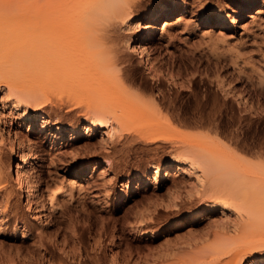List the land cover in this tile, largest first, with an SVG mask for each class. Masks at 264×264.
I'll list each match as a JSON object with an SVG mask.
<instances>
[{
	"label": "rangeland",
	"instance_id": "374dc122",
	"mask_svg": "<svg viewBox=\"0 0 264 264\" xmlns=\"http://www.w3.org/2000/svg\"><path fill=\"white\" fill-rule=\"evenodd\" d=\"M180 1L141 0L134 12L143 16L156 6ZM185 1L184 13L177 12L169 19L177 23L171 26L169 38L158 39L151 52V57L157 58L159 55L158 59L163 58L168 63L167 68H172L173 75L177 71L180 73L176 81L181 82L182 87L173 85L168 76L162 79L161 85H157L155 80L146 75L139 58L131 63L135 85L154 88L157 96L160 95L158 90H163V93L174 98L173 109L167 111L162 108V113L168 117L176 116L175 120L171 126L153 131L154 142L144 141L150 133L144 127L139 132L141 136H135L138 137L136 142L115 138V152L108 153L97 149L100 139L98 133L91 138L82 133L80 139L70 142L68 137L57 141L52 137L40 136L36 131L28 134L24 125L17 128L20 135H28L36 143L38 157L33 168L40 177L39 188L46 197L47 207L51 208L46 218H41L43 212L39 210L36 219L32 220L24 208V194L20 197V191H15L18 194L14 192L11 204L18 205L19 210L3 221L5 226L0 225V264H39L38 253L42 251V246L34 237L36 233L41 231L43 238L51 237L53 240L54 237L57 241V227H67L71 220L79 222V229L81 226L90 227V234L85 233L89 257L86 258L83 253L84 264L96 261V264H188L189 256L213 249L214 235L218 232L212 227L213 224L232 223L235 220L229 211H214L191 223L188 218L201 207V202L197 195L188 193L187 189L181 190L179 196V192L174 193L173 198L178 196L175 203L169 200V177L161 176V185L157 188L149 185L143 189L142 186L132 189L127 193L129 196L123 186L128 177L133 178L131 184L137 186L134 181L137 174L150 176L157 163L175 162L173 166L178 165L176 152L187 146L188 141L199 143L209 137L233 149L235 136L238 135L244 147L242 151L238 149L236 152L250 160H255L250 150H256V146L261 143L264 147V0L254 1L246 12L241 8L247 0ZM215 9L227 16V20L222 21L223 26H220V18L213 15ZM206 13L213 17L211 23L203 25ZM160 25L161 21L157 25L159 30L154 32L156 38L160 35ZM24 29V33L44 38L41 41L46 45L40 43L48 45V50H52L50 53H56L57 24H46L41 20ZM126 32L133 33L130 30L123 33ZM179 54L182 55L180 58L177 57ZM171 64H174L173 67H170ZM135 87L136 90L138 87ZM4 91L0 89V117H3L0 118V126L4 130L8 129L12 135L21 108H12ZM137 91L142 93V89ZM230 91L246 98L245 107L234 96L227 94ZM43 101L44 105L40 106L38 112H32V116L44 112L54 124L65 127H74L84 118V109L73 100L49 94ZM247 107L249 110H244ZM199 108H202V120L198 114ZM212 112L215 116L208 123V115ZM3 122L6 123L4 126ZM106 131L109 132V129ZM133 133L127 136L131 137ZM0 147L3 152V171L6 172L7 166L8 171H12L14 155L6 145L0 143ZM127 147L132 151L127 152ZM109 164L110 167H107ZM86 166H95V169H86ZM170 177L178 179L175 175ZM186 179L192 181V178ZM3 185L2 190L9 189L10 184ZM79 185L81 191H78ZM2 199L0 192V203ZM66 208L67 213L62 215L61 212ZM178 219L186 224L175 227ZM43 222L47 224L44 226ZM135 226L148 228L151 233L156 232V237H137L132 232ZM36 227L39 232L35 230ZM24 229L29 230V233L26 234ZM231 234L223 232L228 237H232ZM94 240L98 241L99 246L95 251H90ZM46 241L51 264H57L60 254L56 247L47 244L50 241ZM251 260L252 256L249 255L244 264H249Z\"/></svg>",
	"mask_w": 264,
	"mask_h": 264
},
{
	"label": "bare ground",
	"instance_id": "6f19581e",
	"mask_svg": "<svg viewBox=\"0 0 264 264\" xmlns=\"http://www.w3.org/2000/svg\"><path fill=\"white\" fill-rule=\"evenodd\" d=\"M140 1L0 0V89L5 90L4 95L12 108L16 110L21 108V113L16 119V130L12 135L8 129L4 130L0 126V143L6 145L14 155V171H8L7 166L4 172L3 152L0 147V192L3 196L0 203L1 226H5L3 221H7V218L19 210L18 205L11 204L15 191H20V197L24 194V208L32 220L36 219L39 210L43 212L41 218H46L51 208L47 207L46 197L39 188L40 177L33 168L38 157L36 143L28 135H20L17 128L24 125L28 134L36 131L40 136L52 137L57 141L68 137L70 142L80 139L82 133L87 134L88 138L98 133L100 139L97 142V149L109 153L115 152L116 139L136 142L138 137L135 136H141L139 132L145 127L150 133L145 136L144 141L154 142L153 131L156 128L172 125L176 116L163 115L162 108L171 111L174 98L163 93V90L157 89L160 94L157 96L154 88L135 85L131 63L139 58L144 66V72L155 80L157 85H161L162 79L168 76L173 85L182 87V83L176 81V78H180V73L177 71L173 75L172 68H167L168 63L164 62L163 58L158 59L159 55L157 58L151 57V52L158 39L169 38L171 26L177 24L169 19L177 12L184 13L186 1L156 6L143 16L134 12ZM254 1L256 0H247L241 10L245 12L250 10ZM214 13L216 18H220V26H223L222 21L227 20L226 14L219 9H215ZM211 17L213 16L210 13H206L203 16V25L211 23ZM41 20L46 24L47 22L57 24V54L50 53L52 50L49 51L48 45L45 46L46 44L41 41L42 37L23 32L24 28ZM160 21L162 24L160 35L156 38L154 32L159 30L157 25ZM127 30L133 33H123ZM45 38L47 41L46 35ZM47 42L49 44V40ZM181 56L179 54L177 57ZM30 83H34L33 86H30ZM135 86L138 87L136 90ZM139 89H142V93L137 91ZM232 91L227 94L234 96L238 103L245 107L246 98ZM49 94H57L59 97L75 101L77 106L84 109V118L74 127H65L54 124L44 112L32 116V112H38ZM244 110L247 111L249 108ZM198 112L200 120L204 119L202 108H199ZM214 116L213 112L208 115V119L206 118L208 123L213 121L211 118ZM5 124L3 122L2 126ZM106 129H109V132ZM131 132H135L134 135L127 136ZM193 142L188 141L187 146L176 152L178 165L173 166L175 162L157 163L152 168L153 173L150 176L137 174L134 180L137 184L135 187L131 184L133 178L128 177L123 183L126 194L141 186L142 189L149 185L157 188L161 185V176L169 177L171 183L168 188L171 190L169 200L178 201L176 198L182 193L181 190L187 189L188 193L197 195L201 202V207L188 218L191 223L214 211L220 213L229 211L235 216L232 223L212 225L218 230L214 235L213 249L194 253L187 258L188 264H244L249 255L252 256L249 264H264L263 144L257 145L254 151L250 150L255 158L250 160L236 152L244 147L238 135L235 136L233 149L209 137L199 143ZM89 143L92 144L90 139ZM125 150L132 151L130 147ZM107 167H110V164ZM86 169L93 170L95 166L94 168L86 166ZM172 175L178 179L170 177ZM186 177L192 178V181ZM3 184H10L9 189L2 190ZM81 188L79 185L78 191H81ZM174 193H178L176 198L172 197ZM66 210L68 208L61 214H66ZM78 223L71 220L67 227L58 226L57 241L54 237L53 240L51 237L43 238L41 231L36 233L34 237L42 246V251L38 253L39 264H51L50 253L44 242L46 240L50 241L47 244L56 247L60 254L57 257V264L70 262L84 264L83 253L86 258L89 257L85 233L90 234V227L81 226L79 229ZM43 224L45 226L47 222ZM182 224L183 220L178 219L175 227ZM36 228L35 230L39 232V228ZM25 231L26 234L29 233V230ZM132 232L142 239L154 237L156 233H151L148 228L142 226H135ZM223 232L233 235L228 237L223 235ZM30 233L33 234L32 230ZM98 244V241L94 240L90 251H95ZM96 263L97 261L93 264Z\"/></svg>",
	"mask_w": 264,
	"mask_h": 264
}]
</instances>
